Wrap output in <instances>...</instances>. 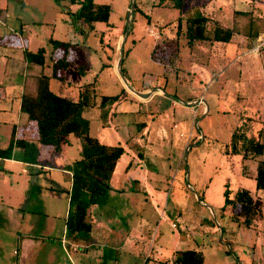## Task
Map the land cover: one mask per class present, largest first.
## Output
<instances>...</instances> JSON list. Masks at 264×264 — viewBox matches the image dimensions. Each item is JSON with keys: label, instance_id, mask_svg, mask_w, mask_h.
<instances>
[{"label": "rangeland", "instance_id": "obj_1", "mask_svg": "<svg viewBox=\"0 0 264 264\" xmlns=\"http://www.w3.org/2000/svg\"><path fill=\"white\" fill-rule=\"evenodd\" d=\"M95 2L108 4L110 14L108 22L97 21L90 27L75 13L81 1L0 0V83H13L7 88L5 102L0 103V147L8 145L15 124H28L27 114L19 104L21 75H7V65L20 70L24 49L36 52L40 47L46 48L50 65L63 53L62 49L53 50L51 37L76 42L77 48L67 53L73 65L60 70L61 77L73 83L93 82L98 104L84 109L83 116L90 120L91 135L107 144L125 146L119 176L132 160L133 152L145 151L158 157L161 181L150 190L166 219H160L153 204L132 202L118 192L109 193L106 202L97 208L108 207L107 216L121 232L132 220L136 228H150L151 234L159 230V234L166 232L170 237L179 230L185 246L203 249V264H264V189L256 190L255 184L258 158L242 157L241 153L258 138L264 120V0H135L123 47V76L133 87L146 88L144 93L152 92L156 86L166 93L156 95L136 113L127 110L130 98L125 99L127 103L112 100L100 105L103 94H118L123 87L119 73L118 77L108 64L117 70L131 0ZM197 11L209 17V31L215 21L230 27L231 41L207 39L190 43L189 19ZM31 66L28 64V71ZM36 67L38 71L40 66ZM60 80H52L54 91ZM35 83L31 75L25 91L31 93ZM128 91L134 99L147 100ZM189 97L198 99L192 109L185 108ZM145 123H149L153 135L156 128L164 127L168 137L159 143L146 142L152 136L149 133V137L141 139L139 130ZM136 135L138 138H134ZM81 145L80 138H73L67 145V156L79 158ZM6 177L11 181L15 178L12 174ZM35 177L32 183L40 186L32 189L25 177L20 180L25 196L20 222L9 218L0 221V259L5 256L17 262L20 256L25 264H69L60 243L65 212L71 210L66 184L55 185L59 186L57 191L51 192L41 185L48 182L45 172ZM241 188L249 189L262 203L252 214L250 225L245 223L246 215L234 199ZM226 192L232 199L227 203ZM56 202L61 208L53 207ZM140 208L144 212L138 213ZM53 211L59 215H49ZM48 222L55 225L51 232ZM172 222L176 227L171 226ZM8 226L14 235L8 232ZM20 236L24 246L36 241L35 236L42 246L31 254L17 255L14 248L23 252ZM175 253L180 258L179 251ZM127 263L163 264L146 258L137 248Z\"/></svg>", "mask_w": 264, "mask_h": 264}, {"label": "crops", "instance_id": "obj_2", "mask_svg": "<svg viewBox=\"0 0 264 264\" xmlns=\"http://www.w3.org/2000/svg\"><path fill=\"white\" fill-rule=\"evenodd\" d=\"M80 1L81 0H77V2ZM79 8L80 6L78 7V9ZM78 9L75 11V13L78 11ZM63 41H69L72 44V48H77L78 46L76 42H71L70 40H63ZM53 50H58V49H55L53 47ZM47 54L48 53L46 50L45 55L47 56ZM61 56L62 55L60 53L59 57ZM53 62L50 63L49 65V62L46 60L44 67H42L39 64L28 62L24 57V63L22 65V68L18 71H15V68L14 70H12L11 68H9V65H7V69L5 70L7 75H12L16 73H19L21 75L22 80L20 79V84H21L22 92L19 98L20 107H21L22 96L23 94L27 93L25 89L28 85V78L32 75L36 79L35 86L31 88L34 89L33 91H31V93H35L39 75L41 74V72L50 75L52 72ZM28 64L33 65L30 67L31 71H28V67H27ZM104 64L107 65L106 63ZM36 66H40L38 71L35 70L37 69ZM108 66L118 76L117 70H114V67L112 65L108 64ZM69 68L70 67H68L67 70ZM53 79L56 78L50 79V87L52 85ZM191 82L193 81L191 80ZM84 83L87 82L73 83L68 78L65 80L62 79L60 80V85L57 88V90H55V92L59 94L69 95L72 96L74 99H77L79 96L80 88ZM125 83L122 81L123 87L120 92V98L116 101V104L123 102V100L125 103H127L125 99L130 98L133 104L127 103V110L133 111L135 113L140 111V109L137 108H139L142 105L149 104V102H151L156 95L166 94L165 92H162L163 88L161 89L159 86H156L151 89V91L153 92H151L149 98H146L147 100L142 101L139 99H134L130 95L128 91L129 89L126 87ZM12 85L13 83H5V84L0 83V87H1L0 103L3 101L5 102L7 96V88L11 87ZM133 88L142 93L148 91L146 88H142V87L140 88L133 87ZM74 89L77 91L76 93L72 92ZM197 101L198 99H193L189 97L187 99L185 108L192 109L193 105L197 104ZM173 104L175 105L176 101H173ZM133 105L135 106L134 108H132ZM205 110H206V106H205ZM27 123L28 124H24V126L20 124L14 125L16 128V137L24 138L26 140V145L15 146L11 157H0V221L1 222L5 218L15 219L17 223L20 222L21 218H23L21 209H24L22 205L25 198L22 189H20V184H21L20 180H22V178L25 177L28 186L30 185V189H32V186L39 187L40 184L36 182L32 183V178L34 175H36V177L39 176L40 173L42 172H45L48 179V182L41 184L42 188H47L51 192L52 191L56 192L57 187L59 186H55V185H60V183L66 184L67 187L66 200H69V204H70V191L73 183V162L75 159H77V157L76 156H75L76 158L68 157L66 154L67 153L66 149H67V145L72 143L73 138H78V137L71 136L70 141L62 145L61 150L58 151L54 148V146L42 144L39 140H37L34 124L32 122H29V120ZM139 131H140L139 135L141 136V139H143L144 135H148L149 133L152 134V136L149 138V140H146V142L148 141L152 142L151 140L158 142L159 140H162L166 136L168 137L167 131L164 127L156 128L155 130L156 132L153 135L149 123L143 124L142 128ZM11 135H12V130L10 133L8 144L10 143ZM147 137H149V135ZM134 138H138L137 135ZM99 140L104 143V141H102L101 139ZM109 145H112V143ZM19 149H22V151H18ZM80 149L81 147H79V154H80ZM147 150L149 151L150 149L148 148ZM125 152H126V148H125ZM133 153H132V160L128 162V164L123 170V175L121 176L118 175V172H120L119 170H121L119 169V161L122 156L118 159L109 182L111 188L108 190V193L105 196V198L98 203H93L88 206L86 221H88L91 225L90 230L70 231L67 227V218L69 212L68 210L65 212L66 217H65L64 237L61 238L60 243H61V248L64 250L66 256L68 257L69 264H129L127 263V259L129 255L131 256L132 253L134 254L136 248L139 251H142L145 254L146 258H152L154 261L163 264H179L177 262L178 257L176 256L175 253L176 251L180 252V251H185L187 249H196V250H201L203 252V249L201 247L193 248V247L185 246L186 243L183 239L184 236L179 230L177 233H174L170 237L166 235V232H161V234H159L158 233L159 230L156 231L154 234H151L150 228L146 229L145 227L142 226H137L136 228L134 225L135 222H133L132 220L131 223L127 224L126 230L122 232L118 231V229H115V225L113 221L110 220L109 216H107L108 214H106L108 207L104 206L97 208V205L106 202L109 193L118 192L119 196L126 197L127 200L129 199L132 202L138 203V202H142L141 200H143V202H149L153 204V209L160 216V219L161 220L166 219L165 211L159 208L157 198H155L156 195L154 194V192L150 190V188L157 187V184L160 183L161 181L160 174L159 172H157L159 171V168L157 167V163H156L158 157H152L151 155H149L148 152L145 151L144 152L139 151L137 154L135 152ZM11 174L14 175L15 177L13 181L9 180L6 177V175L10 176ZM52 199L55 200V197L52 196ZM52 202L55 203L54 201ZM60 206L61 204H59V202H56V204L53 207L58 209ZM113 206L117 207L116 205ZM30 209L33 212L36 211L34 207H31ZM144 210L145 209L140 208L138 213H142L144 212ZM57 212L58 211L50 212L49 215H51L52 213L53 217H56L59 215V214H55ZM136 217H138V214ZM173 223L175 222H172L171 226H173L172 225ZM1 226L5 227L2 224ZM47 227H48L47 229L50 230L51 232L55 228V225L51 222H48ZM8 229H9L8 232L14 235V232L11 230L10 226H8ZM30 237H33V235ZM35 239L36 241L31 240L29 244H26L27 246L26 245L24 246V239L21 238L20 236L18 238V242L20 247L23 249V252H20L19 249H15V248L13 252L21 256L23 254L25 255H28L29 253L31 254L33 250L37 249V247L42 246V244L40 245V239L36 238V236ZM48 239L55 240V237L54 238L49 237ZM6 249H8V247ZM24 249L26 250L25 252ZM73 254L77 256L75 257ZM3 257L4 259H0V264H25L24 259H21L22 257L20 256H18L17 262L16 260L6 258L5 256ZM175 260L177 263L175 262Z\"/></svg>", "mask_w": 264, "mask_h": 264}, {"label": "trees", "instance_id": "obj_3", "mask_svg": "<svg viewBox=\"0 0 264 264\" xmlns=\"http://www.w3.org/2000/svg\"><path fill=\"white\" fill-rule=\"evenodd\" d=\"M71 2L75 3L77 0H71ZM76 14L80 19L88 22L90 27H93L97 21L108 22L110 7L108 4H98L95 0H81V6ZM208 20L209 17L201 11H197L189 19L187 37L190 43L195 40L207 39L224 43L231 41L233 30L230 27H224L215 21L212 31H209L207 29ZM49 41L55 49L63 50L62 56L53 62L50 75L41 72L35 93L23 94L21 110L27 114L29 122L34 124L36 138L42 144L52 145L59 151L62 145L70 141L71 136L82 140L80 157L73 162V183L70 191L71 210L67 218V227L70 231L90 230L91 225L86 221L87 208L90 204L102 201L107 195L111 188L110 178L118 159L125 152V147L121 143L115 145L103 143L89 132L90 120L83 116V111L98 104L93 82H87L81 86L77 99L59 94L50 87V79H63L59 71L66 70L73 64L67 54L72 48L69 41L53 37ZM45 53V47H40L36 52L24 49L26 60L42 67L46 61ZM119 98L120 93L103 94L100 105ZM25 145L24 138L16 137L14 126L10 143L6 147H0V157H11L15 146ZM241 153L242 157L251 155L258 158L255 175L256 190L264 189V120L258 138L251 141ZM234 199L240 203L246 215L245 223L250 225L252 214L262 204L261 199L254 198L247 188L239 189ZM230 200L232 199L226 192L225 202ZM179 254V264H203L204 262V254L201 250L187 249Z\"/></svg>", "mask_w": 264, "mask_h": 264}, {"label": "water", "instance_id": "obj_4", "mask_svg": "<svg viewBox=\"0 0 264 264\" xmlns=\"http://www.w3.org/2000/svg\"><path fill=\"white\" fill-rule=\"evenodd\" d=\"M134 9H135V0H131V6H130V8H129L128 24H127V27H126V29H125V34H124L123 40H122L121 45H120V57H119V59H118V68H117V72L119 73V75H120V77H121V80H122L124 83H125V81H126L125 85H126V87H127L129 90H131L132 92H134V93H136V94L138 93V95H140L141 97H144V98L146 99V98H149V97H150L151 92H149V93H142V92L137 91L136 89H134V88L130 85L129 81L123 76V72H122V61H123V54H124V49H123V47H124V43H125V41H126L128 35H129V24H130L131 15H132ZM161 89H162V88H161ZM162 90H163V89H162ZM152 92H153V91H152ZM201 101L204 102L203 99H201ZM197 102H198V101H197ZM186 103H187V102H186ZM204 103H205V102H204ZM206 109H207V106H206Z\"/></svg>", "mask_w": 264, "mask_h": 264}, {"label": "built area", "instance_id": "obj_5", "mask_svg": "<svg viewBox=\"0 0 264 264\" xmlns=\"http://www.w3.org/2000/svg\"><path fill=\"white\" fill-rule=\"evenodd\" d=\"M172 225H173V226H175V225H176V223H173Z\"/></svg>", "mask_w": 264, "mask_h": 264}, {"label": "bare ground", "instance_id": "obj_6", "mask_svg": "<svg viewBox=\"0 0 264 264\" xmlns=\"http://www.w3.org/2000/svg\"><path fill=\"white\" fill-rule=\"evenodd\" d=\"M126 82V81H125Z\"/></svg>", "mask_w": 264, "mask_h": 264}]
</instances>
